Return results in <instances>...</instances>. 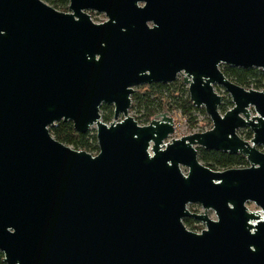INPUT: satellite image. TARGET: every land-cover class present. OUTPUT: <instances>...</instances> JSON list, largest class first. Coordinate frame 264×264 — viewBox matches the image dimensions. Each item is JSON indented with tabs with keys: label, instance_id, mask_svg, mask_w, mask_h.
<instances>
[{
	"label": "water",
	"instance_id": "95a60500",
	"mask_svg": "<svg viewBox=\"0 0 264 264\" xmlns=\"http://www.w3.org/2000/svg\"><path fill=\"white\" fill-rule=\"evenodd\" d=\"M69 2L66 13L0 0L3 264H264V91L221 70L264 72V0ZM180 77L212 128L170 140V113L141 126L131 97ZM216 87L232 100L225 114ZM103 105L114 122L102 121ZM60 122L82 135L96 126L98 154L57 141ZM198 148L249 167L214 171ZM188 218L205 229L189 230Z\"/></svg>",
	"mask_w": 264,
	"mask_h": 264
},
{
	"label": "trees",
	"instance_id": "16d2710c",
	"mask_svg": "<svg viewBox=\"0 0 264 264\" xmlns=\"http://www.w3.org/2000/svg\"><path fill=\"white\" fill-rule=\"evenodd\" d=\"M44 1L58 11H69V0ZM221 70L228 79L247 90L264 91V72L260 69L244 70L222 66ZM131 99L132 106L130 111L134 113L135 120L142 126L149 125L158 114L164 112H180L190 120L193 126L196 123L194 114L196 112L206 113L204 109H198L193 105L188 86L184 84L182 78L166 85L153 84L139 87ZM230 108H233L231 99L227 100L226 103L223 102L220 111L225 114ZM101 112L103 122L110 124L114 119V108L103 105ZM209 123L211 122L209 121ZM50 132L57 141L75 150L86 151L92 155H97L99 152L97 136L90 133L85 135L78 134L71 122H60L56 126L51 127ZM239 133L245 140L251 141L253 138V134L249 129L241 130ZM198 158L202 164L214 171L249 167L247 159L241 154L231 155L198 148ZM184 223L189 230L195 231V222L193 220H185ZM3 259L4 255L0 252V264H3Z\"/></svg>",
	"mask_w": 264,
	"mask_h": 264
},
{
	"label": "rangeland",
	"instance_id": "374dc122",
	"mask_svg": "<svg viewBox=\"0 0 264 264\" xmlns=\"http://www.w3.org/2000/svg\"><path fill=\"white\" fill-rule=\"evenodd\" d=\"M68 12H66V13H68ZM89 14L91 15V18H92V20L95 23H103V22H105L107 20L106 16L103 15V14H97V13H94V12H90ZM136 90H137V88H135V91ZM216 92H218L219 94L225 96V98H224V102L225 103L227 102V100L231 99L230 96L227 95L222 88L216 87ZM110 107H112V106H110ZM230 109H228V110H230ZM222 114H224V113H222ZM101 115H102V112H101ZM170 115L174 118L175 127H176V132H175V134L173 136L170 137V140H172V139H181V138H183L185 136L191 135L192 133H194L196 131H203V130H206V129L210 130L212 128V122H211L210 118L208 117V115L206 113L204 114L202 112H196L194 114V119H195L196 123L193 126L191 125L190 120L187 117L183 116L180 112H172V113H170ZM130 116H132L135 119V117H134L135 115L131 111H130ZM122 120H123V117L120 116L118 122L122 121ZM114 121L115 120L113 119L112 122H114ZM209 121L211 123H209ZM88 133H90L92 135H96V133H97L96 126H93ZM262 148L263 149H261V148H259V149L262 152H264V147H262ZM182 170H183L184 174H187V172H188L187 169L182 168ZM248 208L252 212L260 211V208L257 207L253 203L248 204ZM192 209L195 210L198 213H203L204 212L201 206L192 207ZM208 215H209V217L211 219H214V220L216 219L215 214L212 211L208 212ZM194 226L196 228L194 232H196V233H200V232H202L205 229V225H202L200 223H196V224H194Z\"/></svg>",
	"mask_w": 264,
	"mask_h": 264
},
{
	"label": "flooded vegetation",
	"instance_id": "af4514ba",
	"mask_svg": "<svg viewBox=\"0 0 264 264\" xmlns=\"http://www.w3.org/2000/svg\"><path fill=\"white\" fill-rule=\"evenodd\" d=\"M196 206H200V205H190V206H189L190 211L193 212V213H198V212H196L195 210L192 209V207H196ZM203 211H204V210H203ZM209 212H210V211H209ZM203 213H204V212H203ZM203 213H198V214H203ZM185 220H193V221L195 222V224H196V223H200V222H197L196 220L191 219V218H188V219H185ZM185 220H184V221H185ZM200 224H201V223H200ZM202 225H203V224H202Z\"/></svg>",
	"mask_w": 264,
	"mask_h": 264
},
{
	"label": "built area",
	"instance_id": "2783aa9c",
	"mask_svg": "<svg viewBox=\"0 0 264 264\" xmlns=\"http://www.w3.org/2000/svg\"><path fill=\"white\" fill-rule=\"evenodd\" d=\"M206 131H208V129L203 130V131H196V132H194V133H203V132H206ZM194 133H192V134H194Z\"/></svg>",
	"mask_w": 264,
	"mask_h": 264
}]
</instances>
